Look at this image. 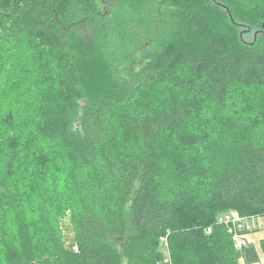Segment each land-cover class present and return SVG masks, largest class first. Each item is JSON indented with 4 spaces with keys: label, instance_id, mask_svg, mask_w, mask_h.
Returning a JSON list of instances; mask_svg holds the SVG:
<instances>
[{
    "label": "trees",
    "instance_id": "obj_1",
    "mask_svg": "<svg viewBox=\"0 0 264 264\" xmlns=\"http://www.w3.org/2000/svg\"><path fill=\"white\" fill-rule=\"evenodd\" d=\"M118 1L128 15L95 0H0V103L31 61L55 66L43 71L54 89L30 86L6 133L24 153L0 148V264L258 261L218 218L264 216V112L238 98L242 83L264 86V20L241 21V35L225 0L168 13V0ZM33 139L66 175L50 179L70 205L65 230L45 193L31 232L19 225L28 193L14 168Z\"/></svg>",
    "mask_w": 264,
    "mask_h": 264
},
{
    "label": "rangeland",
    "instance_id": "obj_2",
    "mask_svg": "<svg viewBox=\"0 0 264 264\" xmlns=\"http://www.w3.org/2000/svg\"><path fill=\"white\" fill-rule=\"evenodd\" d=\"M96 5L99 9V12L103 13L106 12L108 9L111 11L110 17L114 16L112 12L109 2H111L112 6H115L116 9L125 8L126 14L128 15V8L127 6L123 5L118 0H108V5L106 6L104 1L105 0H95ZM154 4L160 5L163 0H152ZM204 1L208 8L211 7L207 0H168L163 8V13H168L169 11H177V10H186L190 9V12H194L200 8V2ZM225 2L230 6L233 10L234 18H236L237 23L242 25L238 27V33L242 35L244 29L248 26L243 25L244 21H257V20H264V0H225ZM203 3V6L205 5ZM114 8V7H113ZM140 15L137 13L136 21L139 22V26L144 25L143 21L140 20ZM244 20V21H243ZM243 21V23L241 22ZM159 18L154 17L149 24H158ZM148 24V25H149ZM253 31L249 34H243L246 42L252 38ZM145 48H138L135 52V56L138 59L144 57L145 53L148 51V47L145 45ZM28 68L24 69V75L20 82H17L14 87L20 88L22 91L17 93L15 96H10L13 101L10 102L9 100H5L4 102L0 103V107L5 111L7 114H4L3 111H0V148L5 150L6 152H13V151H23L20 145H12L11 143H7L8 136H13V124L15 123V118L17 112L20 109V99L26 98L27 90L30 86L35 85V89H41L42 92L47 90H52L54 88H49L50 82L46 84L44 80V73L43 71L46 70L49 74V70H52L55 66L52 63H48V61H31L28 65ZM36 78L35 82L29 83L28 81L31 78ZM33 78V79H34ZM50 78V77H47ZM254 78V77H253ZM37 81V82H36ZM240 92L238 93L239 103H243V105L249 110L254 111H263L264 112V86L255 82L254 80H250L246 83L241 84ZM32 97H35L34 95ZM29 100V99H27ZM264 121V120H263ZM264 125V124H263ZM259 137H264V128L260 130ZM44 145L41 142L33 139L31 142H28L25 149L26 152L32 151V157H25V155H21L18 162L15 164V187L22 188L26 190L28 195L26 196V200H24L23 206L21 208V215L19 217V225L23 228H26L29 232L33 229L34 226V218L36 216L34 210V198L39 196L42 193H45L49 196L50 200L54 203L56 208V219L59 221V226L61 229H66L69 225L70 215L71 212L69 210L70 205L68 203H59L60 195L58 192L55 191V187H53V183L50 179L62 182L64 175L62 172L58 171L56 167L57 161H53L56 159V156L52 152H48L47 149L43 147ZM24 153V151H23ZM19 183V185L17 184ZM21 185V187H19ZM68 204V205H67ZM129 207V206H128ZM230 211H235L231 210ZM25 221H22V220ZM33 224L32 227L30 225ZM264 239V229L252 232L247 234L246 240L249 246H254L260 255V258L256 262L247 263L245 260H240V264H264V253L261 249L260 242ZM164 255L167 259H170L169 256V249L168 247L165 248L161 247Z\"/></svg>",
    "mask_w": 264,
    "mask_h": 264
},
{
    "label": "built area",
    "instance_id": "obj_3",
    "mask_svg": "<svg viewBox=\"0 0 264 264\" xmlns=\"http://www.w3.org/2000/svg\"><path fill=\"white\" fill-rule=\"evenodd\" d=\"M218 222L229 228L237 249H242L248 245L244 233H252L264 229V216H241L235 211L221 214ZM211 232L212 227L207 228L205 231L207 234Z\"/></svg>",
    "mask_w": 264,
    "mask_h": 264
}]
</instances>
